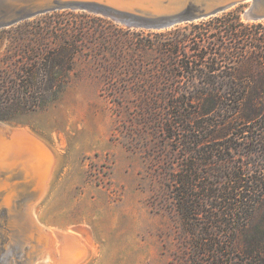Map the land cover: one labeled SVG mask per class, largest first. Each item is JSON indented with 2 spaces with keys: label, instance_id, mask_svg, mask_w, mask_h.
Listing matches in <instances>:
<instances>
[{
  "label": "rangeland",
  "instance_id": "obj_1",
  "mask_svg": "<svg viewBox=\"0 0 264 264\" xmlns=\"http://www.w3.org/2000/svg\"><path fill=\"white\" fill-rule=\"evenodd\" d=\"M69 1L0 0V167L14 173L4 154L25 135L49 154L28 177L27 213L13 216L31 245L15 237L12 264H264L262 119L234 109L235 66L197 65L190 45L212 44L184 41L196 38L188 22L128 27L94 11L101 0ZM248 5L216 16L264 21L247 19ZM184 167L203 185L187 199Z\"/></svg>",
  "mask_w": 264,
  "mask_h": 264
},
{
  "label": "trees",
  "instance_id": "obj_2",
  "mask_svg": "<svg viewBox=\"0 0 264 264\" xmlns=\"http://www.w3.org/2000/svg\"><path fill=\"white\" fill-rule=\"evenodd\" d=\"M184 27L186 31L189 30L187 32L188 34H193L197 38L184 41L191 44L198 42L212 44L211 47L207 45L210 51H203L199 46L192 47L193 45H190L191 49L195 52L194 60L198 62L197 65L210 63L214 66L221 63H232L235 66L234 74L237 77L234 76L231 81H226L228 84L227 87L230 90V100L234 102V109L241 114L240 117L246 122H252L258 118L262 119V123H257L255 127L262 132L261 134H256L255 138L257 137L258 142L264 141V21L245 22L242 20L240 12L233 10L222 16L188 23ZM180 29H182V26L177 27L173 32L180 33L178 31ZM184 41L180 40L179 42ZM175 44H177L175 47L171 45L173 52H178L180 46L178 42H175ZM194 60L193 62H195ZM190 63L191 61H188V65ZM186 68L188 69L189 66ZM209 68L211 71L212 66ZM222 82L225 81L222 80ZM217 99L220 100L221 96H218ZM203 100L204 104L206 99ZM195 167L202 169L201 166ZM193 170L192 167H187V169L184 167L182 171L185 173L181 174L180 180L183 188H185L186 199L191 195L190 192L198 187H203L197 181L196 173ZM260 178H258L259 182L261 180L264 184V176ZM256 179L254 178L253 181ZM236 182L241 183V181ZM258 186L259 188H264L263 185ZM239 187L238 184L237 186L233 185L231 191L234 189L237 190ZM218 190L221 192L227 189L219 188ZM221 198L223 199L224 196L221 195ZM232 198L235 197H228L230 200ZM186 207L190 208L187 203ZM217 216L218 214L211 215L214 219L211 222L212 225L207 227V230L210 232L218 231V224H222V222L216 219Z\"/></svg>",
  "mask_w": 264,
  "mask_h": 264
},
{
  "label": "water",
  "instance_id": "obj_3",
  "mask_svg": "<svg viewBox=\"0 0 264 264\" xmlns=\"http://www.w3.org/2000/svg\"><path fill=\"white\" fill-rule=\"evenodd\" d=\"M92 0H71L72 4L82 8L91 5ZM103 3L94 2L98 7L94 11L108 15L128 27H156L166 28L183 22H195L225 12L235 5L249 3L245 17L250 20H264V0H101ZM92 3V2H91ZM87 4V5H86ZM6 139L15 137L14 131L2 129ZM27 195L24 194L25 213L29 207ZM20 199L0 196V244L2 253L1 264L14 263L18 246L23 243L26 253L31 245V239L20 236L15 231L13 224L14 214H18ZM34 224H37L32 217ZM38 225V224H37ZM15 237L20 240V245L15 244ZM27 258V254L25 256ZM25 258V259H26ZM27 262V261H26Z\"/></svg>",
  "mask_w": 264,
  "mask_h": 264
},
{
  "label": "bare ground",
  "instance_id": "obj_4",
  "mask_svg": "<svg viewBox=\"0 0 264 264\" xmlns=\"http://www.w3.org/2000/svg\"><path fill=\"white\" fill-rule=\"evenodd\" d=\"M71 121L73 122L74 120H71ZM0 137H1V135H0ZM20 138H22V137H20ZM32 138H33V136L30 137L29 135H25V141L22 140V142L19 143L20 145H18V147L15 149V153H14L13 157H11L12 155L10 156L9 153L5 152L4 156L9 161V165L12 164L11 162H13V164L16 163L15 164L16 166L11 165L12 167L15 166L13 168V169H15V171H13L14 172L13 174H10L8 170H5V169L0 167V196H6L8 198H11V197L12 198L13 197L19 198L20 199V205H19L20 209H22L24 207V203H25L24 202V200H25L24 194L27 195V192H28L26 190V189H28V185H29V183H27L29 181L28 177L29 178H31L33 176L36 177L37 173L41 172V169H45V165H46V162L48 161V157H49L48 156L49 154L46 155V152H45L46 150L44 151L42 146L39 145V143L32 140ZM3 141H5V138ZM7 142H10V141H7ZM6 144H8V143H6ZM6 144L4 145V148L9 146ZM8 148H10V147H8ZM8 148H6V149H8ZM7 152H9V151H7ZM10 152H11V150H10ZM19 179H24L26 181L27 186H25L26 184L25 185L23 184L22 186L21 185L18 186L17 183H19V181H17V180H19ZM66 242H68V241L66 240ZM63 246H65V245H63ZM71 247H72V249L69 250V254H67V256H66V258L70 257L69 262H73V261L77 260L79 258V255L81 254V249L79 246L72 244Z\"/></svg>",
  "mask_w": 264,
  "mask_h": 264
}]
</instances>
